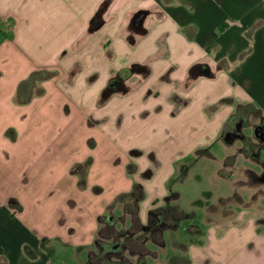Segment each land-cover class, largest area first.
Returning <instances> with one entry per match:
<instances>
[{"label": "crops", "instance_id": "0c3cea01", "mask_svg": "<svg viewBox=\"0 0 264 264\" xmlns=\"http://www.w3.org/2000/svg\"><path fill=\"white\" fill-rule=\"evenodd\" d=\"M240 115L256 144L264 0H0V264H56L65 249L79 258L64 264H91L101 217L132 226L109 206L135 185L142 227L184 218L190 158L210 182L190 200L207 226L188 242L161 227L185 251L160 259L264 264V159L225 142ZM163 128L183 143L152 148Z\"/></svg>", "mask_w": 264, "mask_h": 264}, {"label": "rangeland", "instance_id": "374dc122", "mask_svg": "<svg viewBox=\"0 0 264 264\" xmlns=\"http://www.w3.org/2000/svg\"><path fill=\"white\" fill-rule=\"evenodd\" d=\"M252 112V109L249 110ZM163 127L166 128V125L163 124ZM165 128H163L165 130ZM229 127L228 129H230ZM158 133V136L155 137V139L149 138L147 141L149 144H154V146L150 145L152 148H155L158 150H163L167 145H181L183 142H181V137L176 136V135H171L168 134L169 132L165 130V133ZM209 126L207 123H205V126L202 127V130L200 131H208ZM247 133H253V128H248ZM207 138V133L206 135H201V134H193L187 136L186 142L188 145V148L191 150L193 149L196 145L201 144L202 140L206 142ZM133 141V140H132ZM143 142V141H142ZM143 144V143H142ZM149 146V147H150ZM157 147V148H156ZM161 153V152H160ZM197 153V152H196ZM196 153L192 154V157L196 155ZM168 154V153H167ZM191 157V155H190ZM189 157V158H190ZM189 165L191 166V169H189V174L183 175L185 178V183L182 185L183 186V192L184 196L182 200L179 201L178 207L183 210L184 215H186L184 218L178 219V216L175 215L173 212L169 214L166 218L163 217L162 219V225H160L163 230H166L170 236L173 237H178L182 239L185 242H188L189 240H194L195 238H198V236L202 233L203 230L206 228V222L203 220V209L199 205H195V207L192 205V202L194 200L190 201L192 199V195L196 196L195 198H201V189L203 188H208L210 186V182L205 180L204 174L207 172L205 168H203L200 164L197 162H194L193 159H189ZM192 161V162H191ZM250 168V167H249ZM252 170H258L257 168H254L251 166ZM175 174L174 176L176 177L175 179L177 180V177H179L183 171L179 169H175ZM212 169H210V172ZM163 171H160L159 174H162ZM175 181V180H174ZM177 185V184H176ZM176 185L173 184L172 187L176 188ZM223 212V209L221 207H218L215 209V212L219 211ZM177 217V218H176ZM177 219V220H174ZM176 223H175V222ZM133 226H129L126 223H124L123 227L121 230H119V253L122 254L127 261L131 262L132 264H176L177 262L176 259H170L168 258L167 261H162L160 259L161 254L163 255H168L169 257H172L174 254H182L183 247H178L176 242L171 239L172 243H167L164 241H161V236L162 233L158 236H153L152 232V227L151 225L142 227L139 230H133ZM176 228V231L170 232L171 229ZM197 228V230L195 229ZM135 229V228H134ZM169 237L167 238V241H169ZM169 241V242H171ZM161 243V245L158 246H153L151 245L152 243ZM113 245V241H110V245ZM171 246V247H170ZM151 249V250H149ZM117 251V250H115ZM176 252V253H175ZM115 254H118L116 252ZM82 255V253L80 254ZM75 257V252L65 249L57 252V258H60L59 261L56 262V264H64L65 261H70L69 259L73 258H79V255H76ZM83 258L84 255H83ZM174 260V261H173ZM181 262V261H180Z\"/></svg>", "mask_w": 264, "mask_h": 264}, {"label": "trees", "instance_id": "16d2710c", "mask_svg": "<svg viewBox=\"0 0 264 264\" xmlns=\"http://www.w3.org/2000/svg\"><path fill=\"white\" fill-rule=\"evenodd\" d=\"M89 164V162L86 163V170L82 172L80 171L79 173V184L82 188L86 187L85 178ZM143 199V188L140 185H135L130 194L122 195L116 198L114 203L109 206V210L112 211L115 207L124 205L125 212L129 214L133 230H139L142 228V226L140 225L138 219L137 209L138 203ZM118 220L119 218H117L112 213L100 218V231L96 243V253H93L90 258L91 264H132L131 262L127 261V259L122 254L119 253V231L116 228ZM122 220H124V218L120 221ZM151 227L154 234L153 236H158L161 231V226L159 224L153 223ZM110 241H113L114 244L110 245ZM116 252H118V254H115Z\"/></svg>", "mask_w": 264, "mask_h": 264}, {"label": "flooded vegetation", "instance_id": "af4514ba", "mask_svg": "<svg viewBox=\"0 0 264 264\" xmlns=\"http://www.w3.org/2000/svg\"><path fill=\"white\" fill-rule=\"evenodd\" d=\"M246 118L243 115H240L236 121L233 123V126L227 131L225 138H232L233 141L240 139L244 141L247 149L251 154L258 159H264V125H260L253 133V137L257 140V143H253L249 137H246L242 130L245 127ZM264 180V175L262 176Z\"/></svg>", "mask_w": 264, "mask_h": 264}, {"label": "water", "instance_id": "95a60500", "mask_svg": "<svg viewBox=\"0 0 264 264\" xmlns=\"http://www.w3.org/2000/svg\"><path fill=\"white\" fill-rule=\"evenodd\" d=\"M232 141H233L232 138H229V137L225 138V142H226V143H230V142H232Z\"/></svg>", "mask_w": 264, "mask_h": 264}]
</instances>
